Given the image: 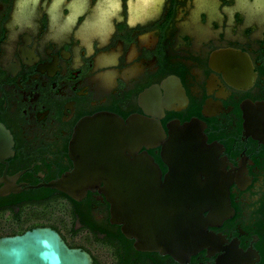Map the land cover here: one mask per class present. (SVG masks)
Masks as SVG:
<instances>
[{
    "label": "flooded vegetation",
    "instance_id": "af4514ba",
    "mask_svg": "<svg viewBox=\"0 0 264 264\" xmlns=\"http://www.w3.org/2000/svg\"><path fill=\"white\" fill-rule=\"evenodd\" d=\"M101 114L161 130L134 154L153 159L162 184L173 160L217 169L225 212L203 211L212 237L194 254L185 189H148L154 205L116 224L100 189L75 201L47 186L73 169L79 122ZM0 124L12 139L0 237L51 228L93 264H264V0H0ZM187 124L199 147L179 132ZM130 225L176 246L138 250L154 239Z\"/></svg>",
    "mask_w": 264,
    "mask_h": 264
},
{
    "label": "water",
    "instance_id": "95a60500",
    "mask_svg": "<svg viewBox=\"0 0 264 264\" xmlns=\"http://www.w3.org/2000/svg\"><path fill=\"white\" fill-rule=\"evenodd\" d=\"M193 126L187 124L179 130L180 133L190 134L191 148L202 143L200 136L191 134ZM163 136L160 129L152 128L141 119H129L125 123L111 114L85 118L76 127L69 145L73 169L47 186L75 201L82 199L88 190L100 189L111 203L112 215L117 219L113 222L116 224H120L122 211L130 213L154 205L155 196L148 189L173 185L185 189L190 192L193 204L186 253L187 256L194 254L212 237L203 222V211L209 209L215 220L225 212L222 191L226 189V184L219 179L217 169H207L197 156L166 162L170 175L162 184L160 170L153 159L146 153L136 156L134 152L141 146L153 147ZM11 147V136L0 124V157L10 156ZM125 151L133 157L125 155ZM123 173H128V177H121ZM7 192L1 190L0 196ZM132 227L144 236L141 238L149 236L154 239L153 243L138 244V250L159 251L161 246H176L163 244L162 232L154 227ZM142 244L143 248L140 247ZM0 264H93V259L86 251L69 247L51 228L37 227L21 235L0 237Z\"/></svg>",
    "mask_w": 264,
    "mask_h": 264
}]
</instances>
